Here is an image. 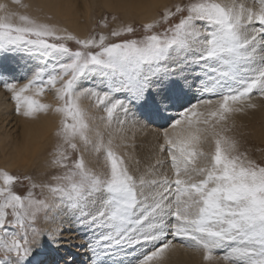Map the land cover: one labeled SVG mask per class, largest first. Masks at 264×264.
Returning <instances> with one entry per match:
<instances>
[{
    "label": "snow or ice",
    "instance_id": "6c2138e0",
    "mask_svg": "<svg viewBox=\"0 0 264 264\" xmlns=\"http://www.w3.org/2000/svg\"><path fill=\"white\" fill-rule=\"evenodd\" d=\"M0 11V52L23 48L40 59L26 83H0L15 114L38 119L52 106L29 93L54 91L63 116L49 152L51 183L20 192L21 176L0 170V264H26L44 236L56 242L66 218L93 231L90 250L104 256L145 249L135 264H167L173 239L202 250L205 261L224 250L228 264H264V160L226 134L237 114L258 107L254 95L264 98V0L166 6L139 29L113 30L118 42L102 33L79 38L6 5ZM98 78L99 85L83 83ZM193 90L196 102L169 118ZM82 97L93 98L108 131L93 128ZM144 117L169 122L141 159L137 138L151 132ZM101 156L97 170L91 158ZM41 219L57 226L42 229Z\"/></svg>",
    "mask_w": 264,
    "mask_h": 264
},
{
    "label": "rangeland",
    "instance_id": "374dc122",
    "mask_svg": "<svg viewBox=\"0 0 264 264\" xmlns=\"http://www.w3.org/2000/svg\"><path fill=\"white\" fill-rule=\"evenodd\" d=\"M188 2L189 0H167V1L157 0L156 3H154L156 9V18L159 19L160 12L166 6L171 7L172 5L177 3H188ZM219 2L231 3V0H219ZM239 2L250 3L251 0H239ZM24 5L27 6L25 2L21 3L20 4L21 8L18 7L17 9L19 11L20 9L26 11L27 8L23 7ZM54 8L56 9V11H59V14H56L53 11L49 12L46 15L39 14L38 16H35L32 13H27V14L35 18L40 17L38 19L39 21L55 24L57 27L62 29L69 27V24L67 22L68 19L62 13L63 10H65L63 3L54 4ZM83 21L85 25L84 29L86 30V34L84 36L78 35L74 33V31H71L69 29L68 31L79 38H86L87 36L96 33H102L110 37V33L113 30H118L127 24H132L134 27L139 29L140 25L146 23V22H142L138 18L128 19L122 10L109 8L106 7L104 4H99L98 6H95L94 9L92 10L91 15L89 17H83ZM111 39H114L115 41L118 42L119 39L121 38H111ZM69 46L72 47L73 49L77 47L74 42L70 43ZM9 58H13L15 60L18 59L17 61L19 60L22 61L23 62L22 64H24L23 67H19L16 64L12 65L13 63H11V65L9 64V67H7L6 70H4L7 62L9 63V61L12 60V59L9 60ZM39 64H40V59L38 55L30 53L28 50L23 48L0 52V83H3L5 80L7 81L9 80L8 82L17 81L19 83H26L27 78L31 76L32 72ZM20 68L22 69L18 70ZM83 83L87 87H92L94 85H99L100 80L99 78L96 80H86ZM0 89L5 92V94L8 96L7 98L8 101L12 104L10 108L11 120H12L11 126H13V129H15V131L17 130L18 132L19 129L21 128V124L20 122H17L16 119L20 118L23 120L24 117L17 116L15 114L14 111L15 102L11 99V94L6 91V89L3 87L2 84H0ZM30 95H33V97L37 99L40 103L51 105L52 108L47 113H40L38 119L29 120V121L35 123L38 128L41 127L43 128L42 125L45 123L47 124L48 127H52V130L49 133L50 135L48 134L49 136L47 137L44 136L45 139L48 138L49 140L45 141V139H43L42 142L43 145H45L44 148L46 150L43 152V154L40 156V158L37 161L35 163H31L28 167L25 168L21 167L11 171V173L20 175L22 178L21 182H18V186H17V191L20 192H24L25 188L32 182H35L37 185L51 183L50 174L57 170L48 167V161L51 159L49 152L57 142L58 138L56 136V133L59 129L60 122L63 119L62 114H59L54 111V108L57 106H61L62 103L57 99L56 95L54 94V91H45L42 95L39 96H36L33 93H30ZM197 98L198 96L195 90H193L191 94L185 96L183 100L180 103H177L175 107L172 109L173 111H175V115L169 114L168 117L175 118L176 115H178L183 110V107H187L186 105H188L189 103H195ZM252 102L256 103L258 107L255 110L247 111V113L237 114L234 117V127H232L233 122L229 121V126L232 127V131L226 134L230 136H235L237 139H239L241 142V150L242 151L248 150L249 153L252 155V157L259 162L264 160V151H261V149L264 148V98L254 95ZM78 105L83 109H87L90 115L94 117V119L92 120V126L94 129L98 128L101 131H108L107 129H105V125L103 121H101L100 119V117L104 116L105 114L99 111L96 107H94L93 98L82 97L81 101L80 100L78 101ZM144 118L146 119V122L150 125L149 129L151 130V132L145 130V132L143 134H140L137 138L136 152L141 159H144L147 156L149 149L153 147L156 139L154 133L161 126L166 127L167 123L169 122V120L166 119H154L151 117H144ZM155 123H158L159 125H156ZM160 123H164V124L160 126ZM111 135L116 143L118 144L122 143L118 129L113 128L111 130ZM128 151L129 149L121 147L119 153L126 155ZM86 158H88L87 154H86ZM91 159L93 161V164H96L97 170H99L100 166H102L105 161L104 156H101L98 162L94 157ZM24 176H29L32 179L24 180L23 179ZM35 191L37 192V194H40L41 191H43V193L47 195L46 187L44 189L38 187ZM44 221L45 220L41 219L38 223V226L42 229H44L43 227ZM71 224L73 228L72 231H77L81 229L80 231L84 232L83 234H81V237L83 238L82 240L86 241V245L88 246L92 245L95 248V244L93 242L96 239V234H94L93 231L84 228L79 223L71 222ZM172 243L177 245V247L175 248L176 250L175 252H173L174 250H172L167 253L166 255L167 264H228L227 261L220 259V257H222L225 254L224 250H217L216 252H214V255L217 256V259L215 261L209 262L204 260L203 251L198 250L197 247L191 245L188 241L183 242L184 243L183 247L179 246L181 244L180 239H173ZM128 251L130 252V255L124 256L123 258H119V257L113 258L110 256H104L99 251H96V253L98 252L97 254L99 255V257L103 258V262H101L100 264H135V259L139 258L145 252V249L141 247H137L135 250H128ZM50 253L51 252H47L46 255H42L41 257L34 256V254L32 253V255L26 261V264H31V263L40 264L43 259L51 255Z\"/></svg>",
    "mask_w": 264,
    "mask_h": 264
},
{
    "label": "bare ground",
    "instance_id": "6f19581e",
    "mask_svg": "<svg viewBox=\"0 0 264 264\" xmlns=\"http://www.w3.org/2000/svg\"><path fill=\"white\" fill-rule=\"evenodd\" d=\"M156 1L157 0H20L21 3L25 2L27 4L26 11H23V9L19 11L17 9L20 7L21 3H16V0H0V5H6L7 11L9 12L21 14L26 12L38 16L39 14L46 15L51 11L59 14V11H56L54 8V4L63 3L65 10H63L62 13L67 17V22L69 24V27L66 29L84 36L86 30L84 29L83 17H89L94 7L99 4L122 10L128 19L138 18L142 22H150L156 18V9L154 5ZM3 14V11H0V15ZM39 18L40 17H36V19ZM10 59L12 60L9 61V63L7 62L4 70H6L11 63H13L12 65L16 64L19 67H23L24 64H22V61H17L18 59L15 60L13 58H9V60ZM21 69L22 68L18 70ZM33 94L35 95V93ZM7 98L8 96L5 92L0 89V170L11 172L17 168L28 167L31 163H35L40 158L46 150L42 141L45 137L50 135L49 133L52 127H48L47 124L44 123L42 125L43 128H38L32 121L26 120L25 118H23V120L17 118L16 120L20 122L21 128L18 132L17 130L15 131L13 126H11L10 108L12 104ZM169 114L175 115V111L171 110L167 115ZM48 140V138L45 139V141ZM56 226L57 224L51 221H44L43 224L44 229L55 228ZM61 226L63 232L56 242H53L48 236H44L43 239L40 240L39 245L34 247L32 253L37 257L51 252V255L42 260L40 264H44L45 262V264H100L103 262V260L98 258V252L96 253V251L90 250V248L93 249L94 247L92 245H86V241L82 240L81 234L84 232L80 231L81 229L72 231L71 221L67 220V218ZM175 251L174 249L173 252ZM96 260L97 262H95Z\"/></svg>",
    "mask_w": 264,
    "mask_h": 264
}]
</instances>
